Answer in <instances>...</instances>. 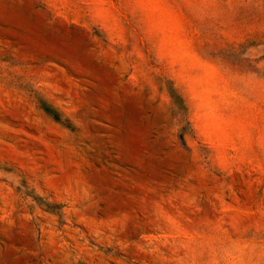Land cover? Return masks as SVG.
Returning a JSON list of instances; mask_svg holds the SVG:
<instances>
[{
  "label": "rangeland",
  "instance_id": "obj_1",
  "mask_svg": "<svg viewBox=\"0 0 264 264\" xmlns=\"http://www.w3.org/2000/svg\"><path fill=\"white\" fill-rule=\"evenodd\" d=\"M0 264H264V0H0Z\"/></svg>",
  "mask_w": 264,
  "mask_h": 264
}]
</instances>
